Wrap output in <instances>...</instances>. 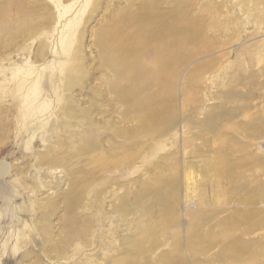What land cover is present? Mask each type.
Segmentation results:
<instances>
[{
	"label": "rangeland",
	"instance_id": "1",
	"mask_svg": "<svg viewBox=\"0 0 264 264\" xmlns=\"http://www.w3.org/2000/svg\"><path fill=\"white\" fill-rule=\"evenodd\" d=\"M0 264H264V0H0Z\"/></svg>",
	"mask_w": 264,
	"mask_h": 264
},
{
	"label": "bare ground",
	"instance_id": "2",
	"mask_svg": "<svg viewBox=\"0 0 264 264\" xmlns=\"http://www.w3.org/2000/svg\"><path fill=\"white\" fill-rule=\"evenodd\" d=\"M148 9H146V11H147ZM150 10H151V8H150ZM153 11L155 12V9L153 8V10L151 11L152 13H153ZM151 12H149V13H151ZM144 15V14H143ZM151 15V14H150ZM150 15H147V16H149L148 18H149V21H148V23H147V25H154L155 23H156V21L158 20V19H156V12L154 13V17H155V19H153L152 17V15L150 16ZM140 16H142V15H140ZM139 16V17H140ZM145 16V15H144ZM158 16V15H157ZM134 18H138V17H134ZM134 18H132L133 19V21H134ZM141 18V17H140ZM142 19H144V18H141V20ZM140 20V21H141ZM145 20V19H144ZM145 23V22H144ZM174 28V30H175V27H173ZM173 30V29H172ZM173 30V31H174ZM177 30V29H176ZM167 31H169V32H171V30H169V28L167 29ZM172 31V32H173ZM179 31H181V30H177V32H179ZM171 32V33H172ZM139 33H142V32H139ZM157 34V33H156ZM174 34L175 35H177L178 36V34H176L175 33V31H174ZM191 34V33H190ZM152 36H154V34H152ZM192 36H194V34L192 35ZM124 37V36H123ZM129 37V36H128ZM180 37H183L184 38V36H180ZM130 38V37H129ZM146 38V36H143V37H140V38H138L137 36H134L133 35V37H132V41L131 42H133V44L134 45H130V46H132V48H133V50L131 49L130 50V47H129V51H127L126 53L128 54V58L130 59V61L131 60H133L135 63H139V61H140V55H137L138 54V52L140 51V46H142L141 44H142V42H143V39H145ZM185 38H187V37H185ZM125 39H126V37H125ZM152 39V41L154 42L155 41V43H156V47H157V52H158V55H159V58H160V60H162V62H163V66H166V67H168V65H169V63H170V60H171V55H172V50H175V49H173V44L171 45V42H170V39H171V35H168V33L167 32H165V33H159V35L157 34L156 36H154V37H152L151 38ZM117 40H120L119 38H117ZM129 40V39H128ZM131 40V39H130ZM181 40V39H180ZM179 40V41H180ZM184 40V39H183ZM189 40V39H188ZM121 41V40H120ZM142 41V42H141ZM189 41H191V39L189 40ZM102 42H104V43H106V44H104L105 46H107V48L108 49H110V50H115L117 47H120V46H122L123 47V45H126L127 43L125 42V41H123V42H116L115 41V39H112V38H110V36H109V38L107 39V37H103L102 38ZM131 42H129V44L131 43ZM185 42V44H187V40H185L184 41ZM192 42V41H191ZM126 43V44H125ZM150 43V42H149ZM180 43V42H179ZM190 43V42H189ZM121 44V45H120ZM175 45V44H174ZM177 45H178V43H177ZM181 45V44H180ZM179 46V45H178ZM181 46H183V43H182V45ZM121 47V48H122ZM186 47V46H185ZM127 48H128V45H127ZM177 48V47H176ZM180 48V47H179ZM182 49V48H181ZM104 50H106L105 48H104ZM180 50V49H179ZM183 50V49H182ZM133 51V52H132ZM181 51V50H180ZM113 52H115V51H113ZM156 52V53H157ZM174 52V51H173ZM183 52V51H182ZM109 53V52H108ZM116 53V52H115ZM114 53V54H115ZM125 53V54H126ZM175 54L176 53H178V52H174ZM185 53V52H184ZM184 53H182V54H184ZM110 54V53H109ZM174 56H176V55H174ZM115 57L117 58V56H116V54H115ZM158 58V57H157ZM172 61H175V59L173 58V60ZM171 61V63H173L174 64V62H172ZM156 62V61H155ZM157 62H159V59H158V61ZM155 64H157V63H155ZM172 64V65H173ZM129 66H130V64H129ZM159 66V65H158ZM126 67V66H125ZM130 67H133L132 66V64H131V66ZM137 67V66H136ZM134 68V67H133ZM164 68V67H163ZM136 69V68H135ZM138 69V68H137ZM169 69V68H168ZM165 70V69H164ZM137 71V70H136ZM139 71V70H138ZM168 71H166V73L164 74V78H166L165 79V82H166V80H167V78H169V76H170V73H168ZM132 74H134V73H132ZM138 73H136V75H137ZM161 77V76H160ZM133 78V75H132V77H131V79ZM137 79V78H136ZM160 80V79H159ZM161 83V82H160ZM163 83V82H162ZM131 84V83H130ZM133 84V83H132ZM146 103V102H145ZM153 112H155L156 113V111H153ZM158 119V114H155V115H153V116H151L150 117V119H149V121H152V122H154V121H156ZM145 122V121H144Z\"/></svg>",
	"mask_w": 264,
	"mask_h": 264
}]
</instances>
